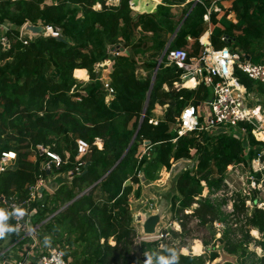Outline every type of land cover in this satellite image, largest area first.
<instances>
[{"label":"trees","instance_id":"16d2710c","mask_svg":"<svg viewBox=\"0 0 264 264\" xmlns=\"http://www.w3.org/2000/svg\"><path fill=\"white\" fill-rule=\"evenodd\" d=\"M50 1L0 0V24L7 25L5 34L11 41L7 50L0 44V157L8 151L16 155L14 167L0 173V251L6 247L5 238L12 237L11 243L20 238L15 211L9 203H23L29 196L28 187L48 175L40 169L43 156L38 151L31 160L36 145L60 154L64 163L54 166L52 172L61 173L73 171L78 164L76 139L90 145V151L80 159L79 175L61 183L52 194L44 193L29 203V207H36L33 224H41L51 246L73 262L134 264V259L136 264H144L141 258L129 255L135 231L130 226L132 184L128 180L138 183L141 172L152 179L158 165L169 170L179 159H194V163L175 177V194L170 201L173 220L182 230L192 219L202 227L212 226L214 221L227 224L221 204L204 198L203 190L219 187L229 166L239 162L249 166L264 151V142L252 134L245 141L232 133L211 135L200 130L178 136L172 131L171 125L182 108L204 101L210 91L203 83L195 88L175 87L182 71L164 66L163 52L188 46V56H197L202 49L199 37L204 32V16L208 15L213 48L228 46L240 52L243 60L264 61V0H232L222 15L221 6L218 11L208 12V0L189 2L177 20L170 8L185 0H162L156 12L148 8L140 13L133 12L131 0ZM95 4L101 8L95 9ZM229 11H233L235 22L227 18ZM26 23L50 26L58 35L38 37L25 45L18 37L20 27ZM223 35L234 41L225 43ZM117 44L125 52L109 59V48ZM140 54L144 71L154 69L161 58L153 80L150 74L140 76ZM105 60L110 61L106 78L113 90L109 105L94 69ZM78 69L88 71L89 82L76 84L74 77L86 79L85 71ZM234 74L248 91L264 94L260 85L253 88V82L238 69ZM155 106H165V110L153 124L149 121ZM136 131L132 145L116 164ZM247 143L250 148L245 152ZM139 144L150 147V154L135 157ZM128 168L132 170L131 178ZM139 193L137 187L135 198ZM246 199L238 192L233 204L234 214L244 217L245 227L235 230L226 225L214 242L220 243L227 254L242 256L246 264L251 260L248 246L253 237L249 233L255 230L260 237L254 241L263 250L257 264H264V210L254 208L248 214ZM193 204H197L193 211L185 213ZM237 231L241 233L239 238ZM139 246L141 252L148 253L151 264L206 261L204 255L179 253V246L169 242L141 241ZM217 257V252H210L209 260Z\"/></svg>","mask_w":264,"mask_h":264},{"label":"built area","instance_id":"2783aa9c","mask_svg":"<svg viewBox=\"0 0 264 264\" xmlns=\"http://www.w3.org/2000/svg\"><path fill=\"white\" fill-rule=\"evenodd\" d=\"M47 1L50 0H46L48 4L51 2ZM191 2L193 4L203 3L204 0H191ZM213 3H210L209 6L213 5ZM24 25L19 29L18 39H21L23 44L27 45L32 39L23 31ZM43 27L46 29V34L43 35L44 37L58 35V32L52 27ZM7 29V25L0 24V44L4 50L9 49L11 44L8 35L5 34V30ZM205 34V42H202L199 37V43L202 49L197 56H188V46L170 50L166 48L163 52L166 57L164 66H175L182 71L180 81L175 83V87L195 88L198 84L203 83L210 91L208 97L199 104H187L184 106L177 116L176 121L171 125V130L175 131L178 136L200 130H204L211 135L232 133L234 136L241 137L245 141H247L248 135L252 134L256 140L261 141L256 135V131L259 133L264 132V124L262 122L264 112L255 107L256 105L253 104L254 98L251 94L252 91H248L247 87L241 83L239 78L234 74V69H238L251 80L253 82V88L260 85L264 89V61L254 63L248 59L243 60L241 59L242 54L240 52L231 51L228 46L217 49L213 48L210 43V32H205ZM221 39L225 43L234 41V38L228 35H223ZM108 52L110 59L116 55L123 54L125 49L117 44L111 46ZM104 62L107 63L109 60H105ZM104 62L97 63L96 66H104ZM160 63L161 58L157 61L158 66ZM157 69L154 68L153 78L157 73ZM99 80L106 91L105 103L109 105L113 97V90L110 88L109 81L106 77L99 78ZM188 81H193L194 85L185 86ZM164 88L167 89L165 85ZM79 93H82V91H79ZM149 122L153 124L157 123L153 119ZM75 141V161L78 164L73 171L69 170L61 173L52 172L54 166L56 167L64 163L60 154L50 150L47 146L36 145L35 152L31 157L34 160L37 151L43 156L39 162V166L41 170L47 171L48 175L46 177H39L34 184L28 187L29 196L23 203H9L10 208L15 211L16 228L20 234V240H23L24 244L21 245V249L18 251L19 256L8 264H77L69 257H65L60 249L51 246L49 238L41 229V224H33L31 220L32 216L36 213V207H29V203L32 200L40 199L44 193L52 194L54 192V190H51L47 186L49 180L61 177L65 182H70L74 175H79L80 159L90 151V145L81 139H76ZM142 145L146 149V152L143 154H148L150 147L145 144ZM249 148L250 146L247 143L245 152ZM263 152L261 150L258 156L250 161L249 166H246L243 162L229 166L223 182L219 187L204 188L202 193L204 198L207 197L213 202H217L214 198H219V200L222 198L226 199V204H221L220 209L227 217L228 223L226 224V222L221 221L213 222L217 235H221L226 225L233 227L235 230H238V227L242 225L245 227L244 217L242 215L236 216L233 208V204L236 201V194L238 192L241 193V189L238 190L233 184L229 183L226 180L227 176L236 177V182L241 183L243 178L249 182L246 191L249 197L245 200L246 212L248 214L254 208L264 210V180L261 177L256 178V174H259L263 168L261 163V154ZM141 156L139 155L138 158ZM15 162L16 155L13 151L3 153L0 157V173L13 168ZM236 219H239L240 223L236 222ZM194 221L197 222V220ZM170 234L166 230V227L161 226L156 229L153 237H155V241H163ZM238 234L241 235V233ZM239 237L237 235V238ZM171 244L175 245L173 242Z\"/></svg>","mask_w":264,"mask_h":264},{"label":"rangeland","instance_id":"374dc122","mask_svg":"<svg viewBox=\"0 0 264 264\" xmlns=\"http://www.w3.org/2000/svg\"><path fill=\"white\" fill-rule=\"evenodd\" d=\"M222 1L224 3H223V8H222L223 10H221V12H219L220 15L223 14L225 9H228L230 7L231 2H232V0H222ZM47 2H50V1H47ZM107 2L108 3H117L118 0H107ZM145 2H146V0H131L130 4H131V8H132L133 12L134 13H140L141 10H145L146 9L145 5H144ZM154 4L155 3L153 1H150L149 8H152V6ZM186 7H187V5H184L183 8H186ZM94 8L100 9L101 5L95 4ZM147 8H148V6H147ZM183 8H181L179 10H175V11H170L171 15L176 20L180 19V17L183 14V12H182ZM154 9L157 10V8H154ZM156 10H153V11L156 12ZM233 17H234L233 11H229L227 14V18L232 19ZM37 25L42 26V24H37ZM210 27H212V25L210 24L209 21L207 22V20H206L205 24H204V30H207V29L210 30ZM204 33H202V35ZM201 36H200V39H201ZM38 37H42V36L39 35L36 38H38ZM30 38L36 39V38H32V37H30ZM121 45H122V43H121ZM142 63H143V56L140 54V66H139L140 69H138L140 71V76H145L147 74L148 75L150 74V78L152 79L154 69H151L149 71H144L143 68H141ZM109 64H110V61L105 63L104 66H101V67L95 66L94 67L96 75L98 76V79L99 78L102 79V78L106 77L107 68H108ZM74 79L76 81V84H78V82L82 81V80H78L76 78H74ZM83 82H85V81H83ZM87 82H89V78L86 81V83ZM82 93H84V92L82 91ZM253 98H254L253 104L260 105L261 111L264 112V99L258 100L255 95L253 96ZM251 104H252V102H251ZM164 110H165V106L164 107L155 106V108L153 110V119L157 120L158 118H161L163 116ZM261 141L264 142V139H261ZM144 152H146V149L143 147L142 144H139L137 152L135 154V157H138L139 155L141 156ZM148 154H150V153H148ZM263 154H264V152H263ZM263 154H261V155H263ZM31 160H33L32 157H31ZM261 163H262L263 168L261 169V172H259V174H260L259 176L264 180V159L261 160ZM189 167H191L190 164L188 165V168ZM184 169H185V167L183 166L181 168V171ZM127 173H128V177L131 178L132 177L131 168L127 169ZM177 174H178L177 172L172 171V172H169V174H164V175L158 174L159 176H157V173L155 172L154 177L152 179H147L144 176L143 172H141L139 175L140 181L138 183L133 182L134 179H131V181L129 180L130 181L129 183L132 184V193L130 194V197H129V208H130V213L132 216L130 226L135 231V236L133 238V243L130 246L129 255L133 258H136V257L141 258L144 264H151V262L147 259L148 253L147 252H141L139 245H140L141 241L154 242L155 237H150V238H144L143 237L141 226H140V221H138L139 219H137V218L140 217V220H141L144 217V214L146 212L155 213L158 197L160 195L167 194V195H170V197H172L173 194H175L174 180H175V175H177ZM236 179L237 178L234 176H227V178H226V180L229 181V183L233 184V186L236 189H238V190L241 189L240 190L242 193L241 195L245 196L246 198L249 197L246 194L247 185H249V182L245 178L242 179L241 183L238 181L236 182ZM137 187H138L140 193H139L138 198L135 199L134 198V191H135V189H137ZM215 199L217 202H219L222 205L226 204L225 198H222L220 200H219V198H214V200ZM195 207H196V205H192L188 210L185 211V213H190L191 211H193V209ZM183 221H184V219H183ZM235 221L239 222V219H236ZM186 223H187L186 229L182 230L181 227L178 225V222L173 220L172 213L170 212V208H169L164 213V216L162 218V227H166V230L168 232H170L171 234H170V236H168V238L166 240H163V241L169 242L170 245H172L171 242L175 243L176 246H179V253L185 252V255L190 254V255H196V256L204 255V257L206 258V261L204 264H213L216 258L212 261L209 260L210 252H212V251L217 252L218 257H219L220 252H224L222 249V245L218 242H216V243L214 242V240L218 239L221 235L220 236L217 235V231L213 225L212 226L206 225V226L202 227V226L198 225V222H195L194 219L189 220V221L187 220ZM239 223H238V225H239ZM229 228L234 229L231 226ZM172 232L176 233L177 235L172 234ZM237 232L240 233V231H237ZM237 232L235 234L236 237H237V235L240 236V234H238ZM249 234L251 235V237H253L252 242L248 246V250L251 251V260L249 263H246V264H257V260L259 259V257H261L263 255V250L259 247L258 244L255 243L254 240L259 239L260 236H259L258 232H256V231H250ZM11 238L12 237L5 238L3 241V245L4 246L9 245L12 241ZM195 240L201 241L202 250H201V246L199 245L200 243L195 241ZM204 241H206V244H207L206 246L204 245L205 244ZM194 243H199V244H194ZM23 244H24V242H23ZM192 245H193V247L191 248ZM180 246H182V247H180ZM20 248H21V246H20ZM183 248H186V251H183L182 250ZM224 253H226V252H224ZM228 255H230V254H228ZM230 256L233 259V264H245L244 262H242L243 257L240 256L239 254L230 255ZM236 259H237V262H236ZM131 262L136 264L134 259Z\"/></svg>","mask_w":264,"mask_h":264},{"label":"water","instance_id":"95a60500","mask_svg":"<svg viewBox=\"0 0 264 264\" xmlns=\"http://www.w3.org/2000/svg\"><path fill=\"white\" fill-rule=\"evenodd\" d=\"M153 12V11H151ZM180 25H178L179 28ZM23 31L26 32V35H29L32 38H36L37 36H43L46 34V29L43 26H38V25H33V24H29L26 23L23 27ZM158 68V64H156L155 69ZM153 80V79H152ZM144 111L141 115L140 118V124L142 122V119L144 117ZM137 131L134 133L127 149L125 150V152L123 153V155L121 156V158L117 161L116 164H118L120 162V160L125 156V154L127 153L128 149L130 148V146L132 145L135 137H136ZM65 182V180L61 177H57L55 179H51L47 182V186L51 189V190H56L57 187L61 184ZM89 190L86 189L84 191H82V193H80L78 195L81 196L85 193H87V191ZM78 197H76L75 199H77ZM74 199V200H75ZM170 201H171V197L170 195L167 194H162L158 197V201H157V205H156V212L152 213V212H146L144 214V217L140 220V217L137 218L139 219L138 221H140V226H141V230H142V235L144 238H150L153 237L155 235L156 229L162 226V218L164 216V213L170 208ZM63 208V207H62ZM59 209L60 210H62ZM226 262H230L233 263V259L230 255L224 253V252H220L219 253V257H217L214 261L213 264H224Z\"/></svg>","mask_w":264,"mask_h":264},{"label":"crops","instance_id":"0c3cea01","mask_svg":"<svg viewBox=\"0 0 264 264\" xmlns=\"http://www.w3.org/2000/svg\"><path fill=\"white\" fill-rule=\"evenodd\" d=\"M150 1H153L155 4L152 6V8H151V10L149 11V12H151V11H153V10H156V9H154V8H157V6L158 5H160V4H162V0H146V2L144 3V5H145V8L146 9H148L149 8V3H150ZM216 1V2H215ZM189 2H191V0H185V2L184 3H182V4H179V5H173V6H171V8H170V11H175V10H179V9H181V8H183L184 7V5H187V3H189ZM208 2H209V4H210V2L211 3H213V2H215V3H213V5H210L209 6V9H208V12L210 11V10H214V11H218L220 8V6L223 8V1L222 0H208ZM218 2V3H217ZM147 6H148V8H147ZM143 8V7H142ZM150 9V8H149ZM153 9V10H152ZM183 10V9H182ZM154 12V11H153ZM204 21H206L207 20V22H208V15H206V16H204ZM230 20H232L233 22H235L236 21V19H235V15H234V17L231 19L230 18ZM204 32H210L208 29L207 30H204ZM203 32V33H204ZM204 35H206L205 33L201 36V39L203 38V36ZM202 41H206V37H205V39H202ZM75 70H77V69H75ZM78 70H83V71H85V73H86V79H85V77H82V79L81 78H78V80H82V81H87L88 80V78H89V74H88V71L86 70V69H78ZM74 78H76V77H74ZM77 79V78H76ZM192 85H194V82L192 83ZM192 85H190V86H192ZM252 96H256L257 97V99L258 100H263L264 99V94H262L261 92H259V91H256V90H253L252 91ZM257 109H259V110H261V106L260 105H258V104H256V106H255ZM257 109H256V111H257ZM154 120V119H153ZM139 151V150H138ZM187 160V161H186ZM186 163V164H185ZM190 164V166H192V164L194 163V159H179V160H177L176 162H174L173 164H172V166H171V168L168 170V169H166L164 166H162V165H158V168H157V171H156V173H157V176H159V175H164V174H169V172H172V171H174V172H177L178 174L180 173V171H181V168L184 166L185 168H188V165ZM187 166V167H186ZM159 174V175H158ZM176 174V173H175ZM177 174V175H178ZM177 175H175V177L177 176ZM130 181L128 180V183H129ZM134 198H135V196H134ZM136 199V198H135ZM197 206V205H196ZM195 241H197V242H199L200 243V245H201V250H202V243H201V241H198V240H195ZM23 244V240H20V238L17 240V241H15V242H12V243H10L9 245H7L5 248H3L1 251H0V264H8L9 262H12L14 259H16L18 256H19V254H18V251L21 249L20 248V246ZM4 246V245H3ZM193 247V245L191 246V248ZM184 249H186V248H184ZM185 254V253H184Z\"/></svg>","mask_w":264,"mask_h":264},{"label":"bare ground","instance_id":"6f19581e","mask_svg":"<svg viewBox=\"0 0 264 264\" xmlns=\"http://www.w3.org/2000/svg\"><path fill=\"white\" fill-rule=\"evenodd\" d=\"M205 37H206V35H204L203 36V38L202 39H205ZM201 39V40H202ZM202 42H204V41H202ZM192 83H193V81H188L186 84H185V86H190V85H192ZM256 113H257V111H256ZM261 119V118H260ZM262 122H263V124H264V119H262ZM256 135L260 138V139H264V132H258V131H256ZM253 231H255V230H253ZM201 246V245H200ZM257 249V248H256ZM183 251H186V249H182ZM185 253V252H184Z\"/></svg>","mask_w":264,"mask_h":264}]
</instances>
